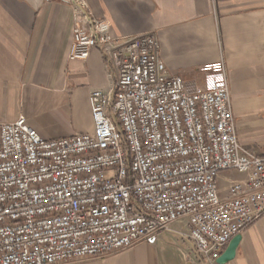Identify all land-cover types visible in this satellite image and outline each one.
Returning <instances> with one entry per match:
<instances>
[{
  "label": "built area",
  "instance_id": "1",
  "mask_svg": "<svg viewBox=\"0 0 264 264\" xmlns=\"http://www.w3.org/2000/svg\"><path fill=\"white\" fill-rule=\"evenodd\" d=\"M71 61L98 49L116 76L90 95L92 133L44 140L27 119L0 123V264L101 258L184 221L188 264H218L264 214V157L238 143L223 62L190 89L169 76L152 34L114 38L82 0Z\"/></svg>",
  "mask_w": 264,
  "mask_h": 264
},
{
  "label": "crops",
  "instance_id": "2",
  "mask_svg": "<svg viewBox=\"0 0 264 264\" xmlns=\"http://www.w3.org/2000/svg\"><path fill=\"white\" fill-rule=\"evenodd\" d=\"M114 38L152 34L169 76L200 88V69L223 62L239 145L264 157V0H82ZM72 9L40 0H0V123L27 119L44 140L93 131L90 95L116 76L98 49L68 59ZM184 221L132 248L69 264H188ZM228 264H264V214L239 233ZM225 250V249H224Z\"/></svg>",
  "mask_w": 264,
  "mask_h": 264
},
{
  "label": "water",
  "instance_id": "3",
  "mask_svg": "<svg viewBox=\"0 0 264 264\" xmlns=\"http://www.w3.org/2000/svg\"><path fill=\"white\" fill-rule=\"evenodd\" d=\"M240 240H241V235L238 234L229 241L225 250L217 260L218 264H228L230 261L233 260L236 249L240 243Z\"/></svg>",
  "mask_w": 264,
  "mask_h": 264
}]
</instances>
